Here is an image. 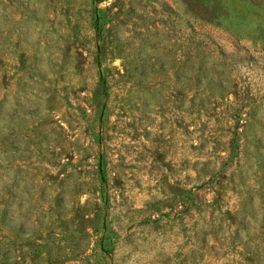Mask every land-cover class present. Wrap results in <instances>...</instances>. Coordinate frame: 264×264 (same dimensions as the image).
<instances>
[{
	"label": "rangeland",
	"instance_id": "1",
	"mask_svg": "<svg viewBox=\"0 0 264 264\" xmlns=\"http://www.w3.org/2000/svg\"><path fill=\"white\" fill-rule=\"evenodd\" d=\"M0 264H264V0H0Z\"/></svg>",
	"mask_w": 264,
	"mask_h": 264
}]
</instances>
